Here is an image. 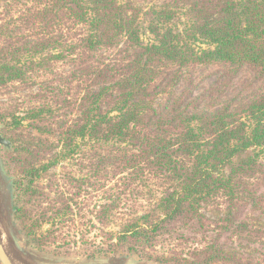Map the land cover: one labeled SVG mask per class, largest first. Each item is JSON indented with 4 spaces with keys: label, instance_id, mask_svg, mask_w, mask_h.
Returning a JSON list of instances; mask_svg holds the SVG:
<instances>
[{
    "label": "trees",
    "instance_id": "16d2710c",
    "mask_svg": "<svg viewBox=\"0 0 264 264\" xmlns=\"http://www.w3.org/2000/svg\"><path fill=\"white\" fill-rule=\"evenodd\" d=\"M152 1L160 4L142 6ZM180 18L182 30L172 25ZM58 63L71 69L54 71ZM216 64L248 67L264 78V0H3L0 88L37 87L32 106L22 117L10 115V124L28 122L46 138L29 133L23 144L52 156L38 168L28 165L27 182L15 183L16 202L35 209L14 216L26 240L42 249L52 238L77 233L87 215L90 224L118 228L106 233L107 250L116 241L139 255L154 250L155 239L177 223L205 239L214 230L252 235L241 219L213 223L201 211L219 195L234 197L243 178L264 177L258 161L264 159V91L240 105L197 106L172 96L183 70ZM61 161L79 176L35 185ZM84 169L94 172L89 178L110 174L113 186L88 191ZM148 174L165 187L151 209L129 215L122 193ZM251 194L249 207L256 204ZM220 247L214 240L197 249L201 264L223 259Z\"/></svg>",
    "mask_w": 264,
    "mask_h": 264
},
{
    "label": "rangeland",
    "instance_id": "374dc122",
    "mask_svg": "<svg viewBox=\"0 0 264 264\" xmlns=\"http://www.w3.org/2000/svg\"><path fill=\"white\" fill-rule=\"evenodd\" d=\"M2 3L3 0H0V5ZM153 4L158 5L160 1L143 3L142 6L148 9ZM183 23H185L184 19L180 18L175 19L172 25L182 30ZM142 39L144 42H148L149 36L144 33ZM54 68L56 69L54 71L65 72L71 69V65L58 63ZM181 74L182 77L172 91V96L181 100L190 97V99L196 100L197 106L200 103L216 106L219 101L240 105L262 90L264 91V78L258 76L248 67L234 68L229 65L216 64L197 66L194 69L183 70ZM36 93L37 87H26L19 83H12L0 88V135L11 143L10 149L0 146V161L5 175V179L3 178L4 188L9 196L12 184L13 191H15V183L24 184L27 182L23 170L28 165H35L38 168L52 159L48 153L33 154L34 150L27 149L23 144L29 133L37 138L45 139L46 137L35 134L27 125L28 122H24L23 126L19 128H14L10 124V115L15 113L16 116H24L27 109L32 106V96ZM166 98L167 95H162L156 99L155 107L158 110L165 103ZM81 150L85 153L91 152L87 143L81 144ZM30 152L33 155H30ZM258 161L261 171H264V159L260 158ZM85 170L83 173L87 175V180L91 184V187L87 188L88 191L102 186L107 191L113 186L110 174L103 173L100 179L89 178L94 172L87 173ZM76 171L77 168L71 163L61 161L47 173H40L35 185L46 188L57 180L61 184L70 175L79 176ZM241 184L243 187L237 191L234 197L219 195L204 203L201 212L213 223L225 218L241 219L251 228L252 235L231 236L223 233L217 234V231L214 230V232H209L205 239L194 230L183 228L184 226L177 223L170 233L155 239L154 250H147L143 255H139L125 251L121 246L116 245V241H113L115 245L112 250H107L109 242L106 233L117 232L118 228L112 222L103 225L98 224L94 219L90 224L88 221L91 216L87 215L85 221L81 222L85 223L84 226L81 223L76 226L78 227L77 233L70 232L64 238H52L41 249L26 240L20 223L14 218L18 209L25 208L28 212L35 209L31 205L17 203L16 197H14L13 216L11 212L12 200H9L8 230L11 232L12 243L18 250L17 254L19 255L16 254V260L18 259L19 264H201L203 257L198 253L200 250L197 249H201L205 242L214 240H218L220 249L225 255L223 259L213 261L211 264H264V177L258 173L253 178H243ZM164 187L163 181L153 177L152 174L141 176L132 181L122 193L128 203L125 208L128 211L127 214L138 213L140 215L151 209L155 197ZM122 188L124 189V187ZM249 194L252 195L251 198H255L256 204L253 207L256 208L248 206ZM95 198L96 196L91 199V205L96 203ZM2 199L1 196V232L5 228L4 219L6 217ZM233 199L234 202H232ZM1 240L2 242L5 240L6 244L10 246L5 232H2ZM159 259H163V261Z\"/></svg>",
    "mask_w": 264,
    "mask_h": 264
},
{
    "label": "water",
    "instance_id": "95a60500",
    "mask_svg": "<svg viewBox=\"0 0 264 264\" xmlns=\"http://www.w3.org/2000/svg\"><path fill=\"white\" fill-rule=\"evenodd\" d=\"M0 146L3 147L4 149H10V146H11V143L9 141H7L6 139H4L1 135H0ZM0 173L1 175L5 178V175H4V172H3V169H2V165H1V161H0ZM10 198H11V203H12V206H11V212H12V216L14 215V211H15V207L13 205V184L11 186V193H10ZM5 207L7 206H3V210H4V214H6V217L4 219V226L5 228L2 230V232H5L6 234V237L9 241V244L12 248V251L14 252V258L9 255L2 242H1V236H0V264H19L17 261H16V254L18 253V250L16 249V247L13 245L12 243V238H11V232L8 230V222H9V214L7 213V210ZM0 235H1V230H0ZM19 255V254H18Z\"/></svg>",
    "mask_w": 264,
    "mask_h": 264
},
{
    "label": "crops",
    "instance_id": "0c3cea01",
    "mask_svg": "<svg viewBox=\"0 0 264 264\" xmlns=\"http://www.w3.org/2000/svg\"><path fill=\"white\" fill-rule=\"evenodd\" d=\"M3 176L0 173V197L2 196V200H3V206H7L5 207L6 209H8V205L10 203V196L9 193L6 192V189L4 188V180H3ZM5 179V178H4Z\"/></svg>",
    "mask_w": 264,
    "mask_h": 264
},
{
    "label": "bare ground",
    "instance_id": "6f19581e",
    "mask_svg": "<svg viewBox=\"0 0 264 264\" xmlns=\"http://www.w3.org/2000/svg\"><path fill=\"white\" fill-rule=\"evenodd\" d=\"M1 237H2V232H1ZM1 242H2V240H1ZM2 244H3V246H4L5 250H6V252L14 258V252L12 251V248H11L9 245L6 244V241H5V240H3ZM17 255H18V254H17ZM17 260H18V259H17ZM17 260H16V261H17ZM20 263H21V262H20ZM22 264H23V263H22Z\"/></svg>",
    "mask_w": 264,
    "mask_h": 264
}]
</instances>
